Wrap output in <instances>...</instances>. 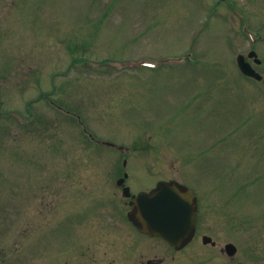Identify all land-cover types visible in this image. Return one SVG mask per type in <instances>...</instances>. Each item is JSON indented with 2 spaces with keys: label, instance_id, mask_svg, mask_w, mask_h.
<instances>
[{
  "label": "rangeland",
  "instance_id": "rangeland-1",
  "mask_svg": "<svg viewBox=\"0 0 264 264\" xmlns=\"http://www.w3.org/2000/svg\"><path fill=\"white\" fill-rule=\"evenodd\" d=\"M123 171L264 264V0H0V264H138Z\"/></svg>",
  "mask_w": 264,
  "mask_h": 264
},
{
  "label": "water",
  "instance_id": "water-1",
  "mask_svg": "<svg viewBox=\"0 0 264 264\" xmlns=\"http://www.w3.org/2000/svg\"><path fill=\"white\" fill-rule=\"evenodd\" d=\"M249 56H256L254 51ZM238 55L236 60L239 70L245 75L260 78L250 65ZM257 63L259 59H255ZM126 174L124 175V177ZM124 178L119 179L121 184ZM124 196H130L129 188L123 189ZM134 204L131 214L139 220L149 235L161 236L171 244L179 243L194 227L195 203L194 195L189 189L180 190L175 184L160 182L159 187L149 192H140L132 195ZM233 252L232 245H228Z\"/></svg>",
  "mask_w": 264,
  "mask_h": 264
},
{
  "label": "flooded vegetation",
  "instance_id": "flooded-vegetation-1",
  "mask_svg": "<svg viewBox=\"0 0 264 264\" xmlns=\"http://www.w3.org/2000/svg\"><path fill=\"white\" fill-rule=\"evenodd\" d=\"M248 60L251 63L253 62L252 58ZM117 179L116 186H118L122 192L125 184H117ZM157 182L155 183V185L157 184ZM178 186L180 189H182L181 186L183 187L182 184ZM191 189L196 197V222L194 228L177 245H172L160 237H150L142 233L140 230L142 228V224L140 222L137 224L131 223L132 225L130 229H135L137 233L145 237V239H147L148 241V247L151 249V251L147 249L146 253L140 251L138 252V264H176L177 261L180 259H188V253L194 247H202L203 249H206L205 252H202L201 254L202 257H207L210 254V258L214 259V261H212L210 264H241L240 258H237L236 250L235 252L228 253V248H226V244L234 243L229 240H224L223 234H225L226 230L208 229L198 223V209L200 207L203 208L204 205L199 199L198 192L193 190V188ZM218 200L222 202L223 208H225L227 201L222 198L219 199V197ZM129 201L130 200L127 199L128 204ZM129 251L131 252V249ZM229 251H231L230 248Z\"/></svg>",
  "mask_w": 264,
  "mask_h": 264
}]
</instances>
